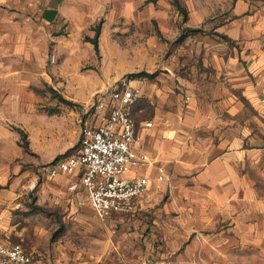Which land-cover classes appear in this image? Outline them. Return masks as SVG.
<instances>
[{
    "label": "crops",
    "instance_id": "0c3cea01",
    "mask_svg": "<svg viewBox=\"0 0 264 264\" xmlns=\"http://www.w3.org/2000/svg\"><path fill=\"white\" fill-rule=\"evenodd\" d=\"M177 1L184 19L174 0H0V144H8L0 148L10 147V123L22 118L42 161L54 163L69 154L60 151L61 134L73 133L72 152L78 148L81 125L97 118L92 104L98 98L107 111L120 73L159 69L148 88L134 75L143 94L132 114L149 162L127 175L150 179L145 201L133 215L106 220L117 247L135 245V264H229L246 255V247L264 244V237H253L264 231L253 217H264V1ZM208 19L218 22L212 30L225 40L207 37L195 49L173 51L157 40ZM93 62L102 76L79 72ZM61 76L67 85L78 82L79 97L67 96L66 103L116 79L95 90L88 106L79 104L81 113L73 106L48 116L37 101ZM175 85L184 93L176 94ZM145 101L149 117L140 105ZM160 168L163 179L156 178ZM45 173L58 177L61 196L52 199L78 209L82 192L66 189L75 176ZM4 220L1 239L20 240L32 253L22 236L15 240L5 230Z\"/></svg>",
    "mask_w": 264,
    "mask_h": 264
},
{
    "label": "rangeland",
    "instance_id": "374dc122",
    "mask_svg": "<svg viewBox=\"0 0 264 264\" xmlns=\"http://www.w3.org/2000/svg\"><path fill=\"white\" fill-rule=\"evenodd\" d=\"M231 1L233 2L230 0V3ZM256 1L258 5L264 0ZM227 9H230V6L224 8L225 11ZM180 12L184 19V9ZM216 23L218 22L208 19L204 26L196 28L198 30L191 31L189 27H182L175 37L161 36L157 40L162 45L166 42L172 51L178 48L195 49V46L201 44V39L206 41L207 37L225 40V35L212 30ZM177 55L179 59L181 57L180 54H176L175 60H178ZM96 56L99 61L100 55L96 53ZM79 72L100 77L103 69L100 68L99 62H93L90 66H82ZM174 72L178 75L183 73V69ZM161 74L159 69L124 70L118 77L122 78L125 75L142 77L148 88V82L157 80V76ZM115 79H108L101 87L93 86L90 94L87 91L88 98L85 100L77 99L73 101L74 103H66L63 99L67 96L79 97L75 95L78 91V82L67 85L61 76L55 89L46 86L41 90L46 97L38 99L36 108L48 116L53 113L60 115L61 111L73 106L79 110V104L86 106L90 104V97L95 90L105 89ZM178 86L175 85L174 90L176 94L181 95L184 89L180 88L181 85L179 88ZM140 105L148 111L146 112L149 117L150 103L145 101ZM81 110L80 108V113ZM23 120L22 118L12 120L10 123L12 143L8 148H0V192L8 193L7 196L0 194V212L6 210L5 216L3 215L5 230L11 233L15 240L18 239L16 235L24 238V243L33 253L34 264H135V245H128L124 251L117 247L115 233L107 220L99 219L87 205L75 209L60 199L57 201L52 199L54 194L61 196L56 187L58 177L55 180L46 176L47 163L42 161L39 150L31 145L32 135L29 126L27 124L25 126ZM31 125H35V121ZM60 139V151L72 152L71 145L76 142L73 133L61 134ZM3 145L8 144H0ZM260 185L264 187V183ZM253 217L259 225H264V217L262 218L260 214ZM253 237L263 238V229L253 231ZM244 252L246 255L241 254L240 260L238 258L229 264H264V244H252L246 247Z\"/></svg>",
    "mask_w": 264,
    "mask_h": 264
},
{
    "label": "built area",
    "instance_id": "2783aa9c",
    "mask_svg": "<svg viewBox=\"0 0 264 264\" xmlns=\"http://www.w3.org/2000/svg\"><path fill=\"white\" fill-rule=\"evenodd\" d=\"M137 78L125 75L108 92L107 111L102 99L92 104L96 120L84 123L79 130L78 148L62 159L46 166L53 177L59 173L71 178L66 189L75 193L76 205L88 204L94 214L106 220L113 214H135L145 201L150 179L147 176L130 177L127 173L140 164L149 162L148 153L140 146L134 104L142 97ZM188 98L187 94H184ZM145 127L152 120L143 121ZM163 179V168L156 176ZM3 217L0 214V234ZM0 264H34L33 254L22 242L8 243L0 237Z\"/></svg>",
    "mask_w": 264,
    "mask_h": 264
},
{
    "label": "trees",
    "instance_id": "16d2710c",
    "mask_svg": "<svg viewBox=\"0 0 264 264\" xmlns=\"http://www.w3.org/2000/svg\"><path fill=\"white\" fill-rule=\"evenodd\" d=\"M175 1V3H176V6L180 9V10H183V8L178 4V1L177 0H174ZM189 30H191V31H195V30H198V29H196V28H192V29H189ZM95 44H96V38H93V39H91ZM64 101H67V100H65V99H63Z\"/></svg>",
    "mask_w": 264,
    "mask_h": 264
}]
</instances>
